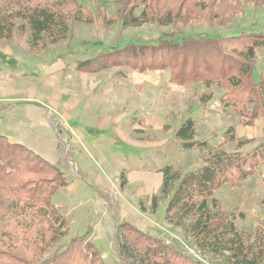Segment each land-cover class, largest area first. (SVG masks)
I'll return each instance as SVG.
<instances>
[{"label": "rangeland", "instance_id": "1", "mask_svg": "<svg viewBox=\"0 0 264 264\" xmlns=\"http://www.w3.org/2000/svg\"><path fill=\"white\" fill-rule=\"evenodd\" d=\"M78 1L92 12L94 22L72 24L67 39L48 44L39 53L29 49L24 37L0 42V51H7V56L0 55V134L4 135L6 123L22 116V106L18 104L26 105L23 115L29 120L27 131L33 135L27 141L67 179V185L52 196L67 224V235L61 239L59 249L73 236L88 230V240L99 249L104 264H124L117 256L115 232L119 222L128 221L192 259L205 264H231L223 255L201 254L189 231L164 218L166 200L159 192V169L171 165L183 174L221 152L243 155L259 143L264 144V136H240L237 139L246 142L234 140L216 147L225 129H240L241 125L231 107L220 105L222 91L216 86L207 89L201 83H169L167 69L138 72L116 67L79 73L75 61L164 36L181 41L240 31L264 32V7L246 5L243 14L225 29L208 24L123 27L119 22L106 25L102 20V16L115 13V0ZM263 72L264 49L259 48L254 78L257 80ZM205 91L211 93V98L203 104L199 95ZM206 104L211 116L205 127ZM189 117L195 121L194 140H206L205 147L184 149L175 138V130ZM256 130L251 129L253 133ZM41 135L36 142L39 146H33L36 136ZM121 173L126 179L123 185ZM220 194L218 191L215 195ZM153 195L157 198L154 211ZM239 213H234L237 227L252 232L258 219L244 218ZM260 220L264 227V217Z\"/></svg>", "mask_w": 264, "mask_h": 264}, {"label": "trees", "instance_id": "2", "mask_svg": "<svg viewBox=\"0 0 264 264\" xmlns=\"http://www.w3.org/2000/svg\"><path fill=\"white\" fill-rule=\"evenodd\" d=\"M115 1V13L102 16V20L106 25L119 22L123 27L208 24L225 29L243 14L246 5L264 7V0ZM93 22L92 12L78 0H0V42L24 37L33 53L67 39L72 24ZM259 48L264 49V32L240 31L181 41L164 36L76 60L75 70L98 73L116 67L138 72L167 69L169 83H201L207 89L216 86L222 91L220 105L231 107L242 126H253L255 120L264 118V72L257 80L253 76ZM210 98L208 91L199 95L203 104ZM174 135L184 149L207 145L206 140H194L195 121L191 117L181 122ZM234 140H238L235 130L229 127L221 133L216 147ZM262 164L264 144L259 143L243 155L218 153L206 164L183 174L164 165L159 169V192L166 200L164 218L189 231L203 255H223L231 264H264V227L256 224L252 232L237 227L236 215L213 198L223 185L242 187ZM120 178L123 185L125 174L121 173ZM66 185L67 179L56 165L0 134V264H104L99 249L88 240V230L73 236L64 248L58 247L67 235V224L52 196ZM151 201L154 211L155 195ZM115 239L117 256L124 264H205L128 221L118 223Z\"/></svg>", "mask_w": 264, "mask_h": 264}, {"label": "crops", "instance_id": "3", "mask_svg": "<svg viewBox=\"0 0 264 264\" xmlns=\"http://www.w3.org/2000/svg\"><path fill=\"white\" fill-rule=\"evenodd\" d=\"M7 51H0V55H6ZM21 107V114L22 116L17 119H11L9 123H6L4 128V136H6L11 142L20 143L28 148L34 150L31 147V143L27 141L29 137H33L32 133L27 131V127L29 124V120L23 114L27 111L26 105L19 103ZM205 105L203 111V119H204V126L208 125L210 121V112L209 107ZM17 106V107H19ZM17 107L12 108V111L15 110ZM211 116V115H210ZM2 118L0 117V120ZM21 119V120H20ZM19 120V121H17ZM242 134L240 133V129L235 127L237 137L244 136V138H261L264 136V118H260L255 120L253 126L243 127L239 125ZM40 129L38 126L35 128ZM258 128L256 133H253L251 129ZM41 130V129H40ZM43 132V131H42ZM3 135V134H2ZM46 135V134H45ZM44 135V136H45ZM42 138L41 136H36V140L32 142L33 146H39L36 142ZM264 139V137L262 138ZM43 141V140H42ZM44 143V142H43ZM221 192L219 197H216L217 192ZM214 198L218 200L220 205L225 208L228 212L233 213H242L244 218L251 217L253 219H258L255 221L254 226L256 224H261V218L264 217V164H262L257 173L248 177L245 181V184L240 188H234L229 185H223L221 188L217 189L214 193ZM242 217V218H243ZM237 225V220H235ZM138 227V226H137ZM140 228V227H138Z\"/></svg>", "mask_w": 264, "mask_h": 264}]
</instances>
